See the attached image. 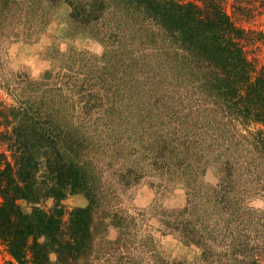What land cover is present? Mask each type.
I'll return each mask as SVG.
<instances>
[{"label":"rangeland","instance_id":"rangeland-1","mask_svg":"<svg viewBox=\"0 0 264 264\" xmlns=\"http://www.w3.org/2000/svg\"><path fill=\"white\" fill-rule=\"evenodd\" d=\"M115 5L0 0V152L35 122L77 142L98 193L90 264H200L205 241L222 264H236L224 262L235 241L252 256L264 245V156L251 140L264 126L226 117L173 38ZM247 6L233 16L264 72V0ZM88 203L69 194L65 220ZM0 264H18L1 239Z\"/></svg>","mask_w":264,"mask_h":264},{"label":"trees","instance_id":"trees-1","mask_svg":"<svg viewBox=\"0 0 264 264\" xmlns=\"http://www.w3.org/2000/svg\"><path fill=\"white\" fill-rule=\"evenodd\" d=\"M109 1L124 12L144 15L172 37L184 57L178 61L184 60L197 74L212 104L226 117L245 126H264V72L249 58L250 30L233 16L248 7V0H232L231 11L227 0ZM74 9L78 19L79 6ZM35 123L19 133L22 141L10 148L9 155L0 152V239L18 264H90L100 223L97 189L79 158L77 142L63 131L53 134L49 127ZM251 144L264 156V127L253 132ZM73 193H84L89 203L70 210L65 220L61 201ZM47 198L55 200L49 210L38 205ZM21 201L31 204V209L26 210ZM200 243V264H222L211 256L213 245ZM232 248L224 262L234 256L236 264H264V245L256 250L251 244L253 257L237 241Z\"/></svg>","mask_w":264,"mask_h":264}]
</instances>
